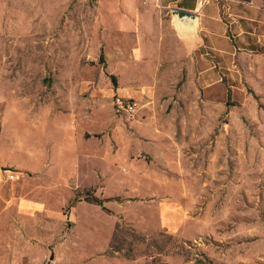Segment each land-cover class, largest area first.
Instances as JSON below:
<instances>
[{
  "label": "rangeland",
  "instance_id": "374dc122",
  "mask_svg": "<svg viewBox=\"0 0 264 264\" xmlns=\"http://www.w3.org/2000/svg\"><path fill=\"white\" fill-rule=\"evenodd\" d=\"M128 13L123 0H0V120H139L150 131L127 124L145 147L124 155L122 130L96 131L95 161L107 173L97 168L95 185L72 182L76 174L59 190L27 172L5 181L0 264H264V50L220 62L226 73L198 92L192 69L213 63L197 60L203 48L175 69L139 60V47L155 51L156 30H138ZM111 74L136 93L151 87L133 113L117 111ZM178 95L189 101L168 103ZM33 143L57 162L63 144L53 128ZM107 177L131 194L110 198L108 211L86 201L104 199ZM139 187L144 193L132 196ZM176 191L183 222L171 231L160 204Z\"/></svg>",
  "mask_w": 264,
  "mask_h": 264
},
{
  "label": "crops",
  "instance_id": "0c3cea01",
  "mask_svg": "<svg viewBox=\"0 0 264 264\" xmlns=\"http://www.w3.org/2000/svg\"><path fill=\"white\" fill-rule=\"evenodd\" d=\"M123 4L128 8L132 25L136 26L138 22V30L143 26L156 30L155 51L146 52V49L139 47L137 53L139 60L146 57L153 58L161 62V67L166 66L164 62H170L169 69H175L176 62L194 60L197 50L203 48V52H199L200 56L196 57L197 60L205 61L210 58L213 63L205 67L202 65L203 62H199L200 66L192 69L193 74L196 71L195 75L200 84V87L197 86L196 89L198 92H207L210 87L207 85L209 81L216 80L221 74L226 73L225 69L217 67L220 62L264 50V0H212L199 13H196V0H161L160 7L157 8L142 3V0H123ZM175 8L195 12L196 16L194 18L179 17L173 13ZM128 25L124 22L123 28ZM135 28L132 27V29ZM113 76L116 85L110 79L115 88V91L111 90L112 98L119 96L134 101L135 97H142L152 90L151 87L145 86L136 93L131 88L125 87L126 82L122 84L119 81L117 85L116 76ZM135 77L136 75L132 73L128 76L133 82ZM157 79L168 82L169 78L165 74H159L156 76V81ZM172 99L168 100V103H172L174 107L181 102L189 101L181 98L180 95L177 99ZM201 101L204 105L209 103L206 97H201ZM77 123L81 126L79 127ZM89 123H92L95 128L89 127L87 125ZM108 124L116 125L118 130L124 132V136H119L120 145L123 146L122 155L129 149L138 150L140 146H143L125 133L127 124L139 135L150 133L139 120H132L127 124L124 120H119L117 123L111 120H48L47 118L46 120H0V191L5 187V181H13L18 173L24 172L34 174L30 177L32 180L58 190L69 182V176L72 174H76V179L72 182L77 181L79 186L95 185L98 182L96 169L100 168L103 176L107 173V168L99 166L95 161L99 153L94 146L95 139H98L96 131L103 132ZM48 128L55 130L57 138L63 144L58 150L57 162L53 159L49 161V158L45 161L43 154L33 143V138L41 135ZM117 129L112 128L116 133L114 135L118 137ZM24 138H27V141ZM125 141H130L131 145L125 146ZM78 143L86 144L87 148L81 150L79 146L77 147ZM3 155L7 156L6 160L1 159ZM117 163L119 167L123 166L124 157L119 155ZM80 169L85 171L81 172ZM8 170L14 171L16 176L14 179H9ZM118 172L120 173L119 170ZM87 177L90 181H87ZM120 178L122 179L121 176ZM120 178L118 180H121ZM100 189L102 197L108 199L104 203L115 195L124 193L128 197L131 196L130 192L124 189L123 184L112 186L110 177L105 179V186ZM143 193L139 187L136 192H132V196H141ZM180 204L182 201L177 191L169 202L160 204L163 207H160V221L171 231L178 230L183 222L178 209Z\"/></svg>",
  "mask_w": 264,
  "mask_h": 264
},
{
  "label": "built area",
  "instance_id": "2783aa9c",
  "mask_svg": "<svg viewBox=\"0 0 264 264\" xmlns=\"http://www.w3.org/2000/svg\"><path fill=\"white\" fill-rule=\"evenodd\" d=\"M212 0H196V13H199L205 6H207ZM144 3H153L155 6L160 7L161 0H142ZM114 105L117 111H123L126 113H133L136 110L137 103L133 100H128L119 96L114 98ZM9 179H14L15 173L12 170H8Z\"/></svg>",
  "mask_w": 264,
  "mask_h": 264
},
{
  "label": "trees",
  "instance_id": "16d2710c",
  "mask_svg": "<svg viewBox=\"0 0 264 264\" xmlns=\"http://www.w3.org/2000/svg\"><path fill=\"white\" fill-rule=\"evenodd\" d=\"M100 59H102V54L100 55ZM110 79L113 82L114 85H116L115 83V78L113 75H110ZM108 199H100L97 198L96 196H91L89 199H87L86 201L92 203V204H96L102 207L103 210H107V208H105V206L103 205L105 201H107Z\"/></svg>",
  "mask_w": 264,
  "mask_h": 264
},
{
  "label": "water",
  "instance_id": "95a60500",
  "mask_svg": "<svg viewBox=\"0 0 264 264\" xmlns=\"http://www.w3.org/2000/svg\"><path fill=\"white\" fill-rule=\"evenodd\" d=\"M173 13L178 15L179 17L194 18L196 16L195 12H189V11L181 10V9H178V8H175L173 10Z\"/></svg>",
  "mask_w": 264,
  "mask_h": 264
}]
</instances>
